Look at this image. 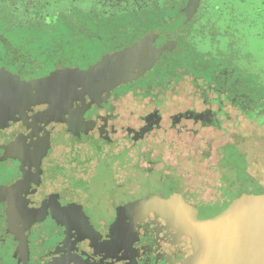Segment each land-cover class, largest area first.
Segmentation results:
<instances>
[{
    "label": "flooded vegetation",
    "instance_id": "af4514ba",
    "mask_svg": "<svg viewBox=\"0 0 264 264\" xmlns=\"http://www.w3.org/2000/svg\"><path fill=\"white\" fill-rule=\"evenodd\" d=\"M17 1L12 26L59 21ZM80 1L107 30L56 58L0 31L38 96L0 104V264H264V70L239 47L264 0Z\"/></svg>",
    "mask_w": 264,
    "mask_h": 264
},
{
    "label": "rangeland",
    "instance_id": "374dc122",
    "mask_svg": "<svg viewBox=\"0 0 264 264\" xmlns=\"http://www.w3.org/2000/svg\"><path fill=\"white\" fill-rule=\"evenodd\" d=\"M87 2L80 1V5H86ZM91 4V3H90ZM2 7L0 8V12ZM10 14V7H3L2 14ZM0 18V31L13 45L20 48L23 52H27L38 60L42 59L46 54H51L55 58L59 56L60 52L69 50V42L77 45L83 42L85 34L83 31H98L103 32L107 30L100 24L87 20L80 22L78 25L73 20L61 15V18L49 28H38L30 26H12L8 22L9 16ZM114 24V23H113ZM115 30L123 29V27L113 28ZM260 31L252 34L251 37L239 45L246 53L252 55L253 65L257 68V79L263 76L260 74L264 70V37H260ZM1 47V46H0ZM2 50V47L1 49ZM250 60L247 66L251 65ZM246 63V62H245ZM243 66H245L243 64ZM251 68L253 66L251 65Z\"/></svg>",
    "mask_w": 264,
    "mask_h": 264
},
{
    "label": "trees",
    "instance_id": "16d2710c",
    "mask_svg": "<svg viewBox=\"0 0 264 264\" xmlns=\"http://www.w3.org/2000/svg\"><path fill=\"white\" fill-rule=\"evenodd\" d=\"M78 1L80 0H29L31 5H29L27 8H30L29 10H34L35 14L47 15L48 17L52 16L54 19L58 20L61 18V15L68 14L69 18L74 21L77 19V15H80V5ZM22 3V0H18L15 5H17L19 9H22ZM5 6H9L10 13H12V6H10L9 3H7ZM66 9H68V11H65Z\"/></svg>",
    "mask_w": 264,
    "mask_h": 264
},
{
    "label": "water",
    "instance_id": "95a60500",
    "mask_svg": "<svg viewBox=\"0 0 264 264\" xmlns=\"http://www.w3.org/2000/svg\"><path fill=\"white\" fill-rule=\"evenodd\" d=\"M37 97H35L28 87H20L6 74L0 73V104L3 106L4 110L6 109L7 104L13 100L20 104L29 105ZM4 120H6V116ZM262 262L264 263V261Z\"/></svg>",
    "mask_w": 264,
    "mask_h": 264
}]
</instances>
